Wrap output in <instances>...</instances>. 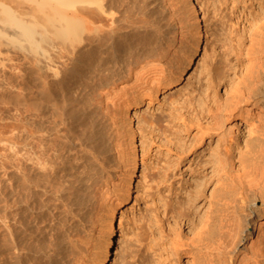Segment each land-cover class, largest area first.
Wrapping results in <instances>:
<instances>
[{
	"label": "bare ground",
	"instance_id": "1",
	"mask_svg": "<svg viewBox=\"0 0 264 264\" xmlns=\"http://www.w3.org/2000/svg\"><path fill=\"white\" fill-rule=\"evenodd\" d=\"M161 1L0 0V52L13 42L15 46L26 44L25 48L32 53L27 77L25 72L18 71L23 74L15 78L16 81L20 79L16 100L18 104L29 106L30 122L26 133L27 124H17V136L14 135L17 185L13 182L12 185L15 184L22 193L26 192L21 199L32 200L33 204L37 203L38 196L53 194L79 206L82 218H88L93 210L96 211V216L92 218L96 237L92 252H89L91 255L86 253L78 264H113L117 232L122 231L130 213L134 215L139 206L145 172L140 171V163L144 167L145 161L141 158L144 155L140 156L139 152L142 143H138L142 140H138V131L131 128L133 117L130 110L136 113L141 105L147 103L149 107L160 99L161 94L185 82H192L202 65L200 53L205 51L209 37L214 34L209 33L210 18L206 17L203 1L182 0L187 5L183 10L191 18L192 29L190 50H184L178 62L179 57L169 54L168 43H163V35L158 32L160 28L156 27L159 22H164V18L158 15L159 10L164 9L160 8ZM255 12L250 18L246 16L251 42L249 53L222 54L219 61L213 59L216 54L211 55L205 73L212 89L205 101L208 117L201 118L196 112L198 116L194 119L195 134L191 144L182 150L176 162L162 165L154 179L157 191L174 189L184 180L183 163L190 162L197 147L212 139L225 143L220 149L216 146L218 149L215 148L213 155L217 164L216 184H221L222 189L224 181L230 178L232 185L226 186L232 187L231 194L226 197V189L223 192L225 197L219 200L215 209L216 213L211 203L209 206L212 208H208L203 219H198L199 222H195L192 216V203L198 199L197 194L190 192L185 201L179 198L174 201L170 215L174 220L173 238L169 239L170 264H181L182 258L188 260L186 264H264V243H260V239L264 240V7L260 5ZM151 17H157L154 25L150 24ZM146 18H151V22L149 19L147 22ZM53 38L61 40L59 42L63 44L65 54L52 53L50 46V52L43 49V44L50 43ZM40 50L49 54H40ZM25 52L28 53V50ZM231 55L245 57L242 70H239L241 75L231 71ZM25 78L27 87L22 85L26 82ZM221 85L230 88V91L227 90L232 95L230 98H218L215 89ZM19 111L20 115L21 109ZM144 121L153 126L154 121L146 118ZM235 122L247 124L249 128L256 127L261 139L249 152L250 159L240 163L241 170H233L232 167L227 173L229 162L232 164L235 142L230 136L231 124ZM235 126L238 127V123ZM114 171H117L118 177H115L118 178L120 192L104 204L106 192L98 197L95 195L98 191L92 192V189L102 183L104 188L105 184H111L115 180ZM37 188L42 190L41 195ZM7 193L5 190L4 198L9 197ZM28 208L31 210L30 206ZM101 212L104 215L99 218ZM66 221L60 219L56 223L51 239L44 236L37 251L30 249L25 254L13 252L11 260L6 257L12 250L6 239L1 245L2 264H64L69 253L75 256L81 248L74 237L78 225L74 229ZM185 226L192 230V237L188 231L185 233ZM252 227L254 232L249 231ZM15 230H11L14 236L20 237V232ZM9 238L11 240L12 237ZM15 238L12 239L15 241ZM10 243L13 244V241Z\"/></svg>",
	"mask_w": 264,
	"mask_h": 264
},
{
	"label": "rangeland",
	"instance_id": "2",
	"mask_svg": "<svg viewBox=\"0 0 264 264\" xmlns=\"http://www.w3.org/2000/svg\"><path fill=\"white\" fill-rule=\"evenodd\" d=\"M202 1L204 4L203 7H205L204 11L205 13H207L206 17L208 19L210 18L208 22L209 33L210 34L214 33V34L213 37L211 36L209 37L207 43L208 46L206 47L205 51L203 50L200 53L199 59L202 65L200 66V70L198 72L197 77H195V79H193V81L190 83L186 84L185 82L179 87L165 94H161L160 99L149 107L147 106L146 103L141 105L137 109L136 113L132 109L130 110L131 112L130 115L133 117L131 128L138 131L137 132V134H139L138 140L140 138L142 140V142L139 141L138 145L142 143V145L139 148V152H140V156L144 155L141 158L145 161L144 167L141 166L140 163V171H145L143 172L144 179L142 181L144 188L141 194L139 195L138 198L139 206L135 209L134 215L130 213L128 220L124 222L122 231L117 232V236L115 240V248L112 254L113 264L114 263L115 264H145V263L170 264L172 258L169 255V239L171 240L173 238L171 237V235L173 232V225H174V220L170 218V215H171V210L173 209V205L175 204L174 201L177 198L184 200L186 197H188L190 192L193 195L197 194L198 199L195 200V203L194 202L192 203V205H194L192 216L194 217L195 222H199L198 219L200 218L203 219L202 217L206 215V213L208 212L207 211L208 208L213 206L214 210L213 209L212 210L216 213L215 209H217L218 207L217 205L219 204V200L225 197V195H227L226 197H229L231 194L229 192L232 187L226 186V184L228 186L232 185V183H230L232 181L230 178H228L229 181L225 180L223 183L224 184L223 186L227 187L225 188V190L224 187H222L221 189L220 186L221 184H219L218 186L216 184L217 169H215L216 168L215 165L217 164H215L216 162L214 161L213 155H215L216 152L215 148L218 147L220 149L224 146L223 144L225 143L221 141L219 142L214 139L206 140V142H204L205 144H202V146L197 147L196 149L197 155L195 153L193 156L190 157L189 159L190 162L183 163L185 164V166L183 167V169L185 170L183 175L184 180H182L179 183V185L174 187V189L165 192L157 191V187L155 188V182H154V179L159 173L162 165L166 163H172V162L174 163V161L176 162L182 150H184L186 147H188L191 144L192 141L191 138L195 134L194 119L195 116H198L197 115L198 113L196 112H199V116H201V118H203V116L208 117L205 109V101H206V95L210 94L212 89L209 88L210 83L205 78V73L207 71V66L209 62L211 61L210 60L211 55L216 54L215 58L213 59L219 61L221 60L220 55L222 56V54H239V55L248 54L249 52L247 51L250 50L251 42L249 39L250 32H248L249 26L248 23L246 22V16H249L250 18L252 14L254 15L256 13L255 11H258V9L260 8V5L264 7V0H202ZM161 2H162L161 4L164 5L163 6L160 5V8L161 9L164 8L162 9L164 12H162V10H159V12L161 11L162 13L160 12V14L158 15L162 16L165 20L163 19L164 22L158 23L159 27L156 24V27L160 28L158 29V32L160 31V34L163 35L162 36V38L164 39L163 43L164 42L168 43L167 45L165 43L164 44L168 46L169 54H177V57H179L178 62H180L184 52L190 50L189 39L192 29L191 28L192 21L189 15L186 14V10L185 11L183 10V8H186L187 5L183 3L182 0H163ZM151 18H152V22H151ZM151 18H146L147 22L149 19V23L151 22L150 24L154 25L153 22H155L156 18L153 17ZM163 29L165 31H162ZM217 31L219 32L218 34L216 33ZM219 34L220 35L222 34V36H220ZM59 41L61 40L53 38L51 39L50 43H45L43 44L44 46L42 45L43 49L48 51V47L50 46L51 48L49 50H51L52 53L65 54V52H63L65 51L63 50L64 48L62 49L63 44L61 45V42ZM213 43H215L216 45ZM13 44L14 43L12 42V45L11 44L10 45L14 47L15 45ZM226 44H231V45H226ZM10 45L9 48L2 46L7 49L6 50L5 48L4 49L2 48L3 52L1 49L2 53L4 52L6 53L3 54L4 56L0 52L1 53L0 60L2 59V61H0L1 63L0 66H2L0 67V236H1L0 255L3 257L2 254L3 247L1 245H3L6 239H7L6 240L7 244L10 247H12V250H10L7 253L8 255L6 254V257L7 256L10 257L8 260H11L12 254L14 253L19 254L22 252L21 254H25L30 249L37 251L38 248L41 247L40 242L43 240L42 238H44V236L47 237L48 239L52 237L54 234L53 231L55 230L54 228L56 223L60 219H63V220H67L66 222H69L67 224H69L71 228L74 226L75 229V226L78 225L76 227L77 230L76 229L74 230L75 233L74 237H76L75 240L78 241V245L81 246V248L77 250L78 253H76L75 255L76 257L73 255L70 256L69 253L66 259L67 262L65 261L64 264H78V261H80L83 256L87 254L91 255V253L89 252H92V246L94 245L95 242L94 240L96 237L95 235L96 231L93 229L94 220L92 218L93 216H96V211L94 212L93 210L92 214H90L91 215L90 217L88 216V218L87 217L82 218L79 215V211H78L79 206L77 207L74 206V203L69 202L67 198L65 200L63 197L58 195L48 194L49 196L48 195L43 196L41 195L42 190L38 188L36 190L39 191L40 193L39 195L41 196H38L36 200L37 203L33 204V202H31L32 200L27 201L26 199H21L22 196L23 197L26 196V192L24 193L23 191L22 193L21 191H18L19 189L16 187L17 185L16 169H18V167L16 168V165L18 163H16L17 161H15L16 153L14 151L15 150L14 141L16 138L14 135L17 136L18 125H20L21 123L24 126L27 124L26 125L27 127L25 126V129L27 128V130H24V132L25 133L28 132V126L30 122L29 120L30 110L27 104L25 105L18 104L16 100L17 92L19 91L18 87L20 85L18 82L20 79L17 78V80L18 79L19 80L16 81L15 78L18 77L19 75L21 76L23 72L26 73V77H27L26 71L30 67L31 60L29 58H30V54L32 53L30 52L29 48L27 47L25 48L26 44L22 45L24 46L23 48H21L23 51L19 48L22 47L20 44H18L19 46L17 45L18 48H15L17 46L12 48ZM57 45H60V47ZM227 46L229 47L232 46V47L230 49L229 47L226 48ZM57 47L58 49L56 50ZM24 49L25 51L28 50V53L25 52ZM59 49L62 50L60 51ZM227 49L228 50L230 49L231 51L229 50L230 51L229 52ZM47 51L40 50L39 52H41L40 54H49L48 52L50 51L48 52ZM33 53L35 54V52ZM165 54L168 53L165 52ZM27 55H29V57ZM229 60L232 67L231 71L240 74L241 73L240 71L242 70V63L245 60V57L243 56L236 57L235 55H231L229 56ZM26 63L29 65L27 66L23 65ZM4 64L6 65L4 66ZM21 64L24 67L20 66ZM233 68L235 69V71ZM18 71L19 72L23 71V72L19 73ZM25 79L26 82L22 85L28 86L27 78ZM228 89L230 91V88L223 87L222 85L216 88L215 91L217 90L216 93L218 95V98L224 100L226 98H230L232 95H230L231 93L227 92ZM20 109L22 113L19 115ZM23 109H25L26 111ZM16 110L18 111V113ZM21 117L23 119H21ZM145 118L151 122L154 121L153 126H151L149 123L147 124L144 121ZM22 120H24L25 123ZM237 123L239 125L238 127L235 126V124L237 125ZM235 124L233 123L231 124L233 128H232V132L230 133L231 140L235 141L233 142L232 157H231L233 166H231L232 164L231 162H229L230 167H228V165L226 166V168L228 167L227 169H229L228 171L226 170L227 173L231 172L230 168L232 167L233 170L234 169L241 170V164L245 163L244 161L245 159L246 160L250 159L249 157L251 154L249 155V152L255 149L256 142L258 143L261 139V133L256 127L253 126L249 128L247 124H243L242 122H235ZM249 131L252 132V135L250 134ZM210 155H212V157ZM114 173L115 174L113 176L118 177L117 171H114ZM13 174H15L16 176ZM116 177L115 180L111 182V184L108 185L105 184V188L102 183L99 184L98 187L92 189V192L93 190L94 192H96L95 190L98 191V193L97 192L95 193V195H97L98 197H100L104 192H106L105 197L103 198L105 202V203L103 202L104 204L108 203L110 199L113 200L115 195H119L120 189L117 187L118 178ZM12 182L15 183L16 185L15 184L12 185L13 184ZM114 182L117 184H114ZM8 184H9V188H8ZM112 184L114 185V188L116 185V189L112 187ZM135 186L136 184L134 185V187ZM2 188H4V190H2ZM226 189H228L227 191L229 195L226 194L227 192ZM5 190L9 193V194L7 193L8 194L7 197L9 196L8 198H4ZM15 190H17L18 192ZM223 192H225L224 193L225 195L223 194ZM23 200H25V202ZM13 203H14V207H13ZM41 203L43 204V206ZM211 203L213 205L209 206ZM29 206L32 211L28 208ZM18 207H21L20 211L18 210ZM91 209L92 207L90 206V211ZM93 213L95 215H93ZM196 213L199 216H197ZM100 215L103 216L104 212H101L99 214V218ZM24 223L27 224V226ZM7 225L9 228L6 227ZM13 229H17L22 235L19 234L18 236L20 237L14 236V234L11 231ZM6 231L8 234L4 233ZM184 231L185 233L188 231L187 232L188 235L192 237L193 233H191L192 230H190V228L185 226ZM249 231L254 232V227L250 228ZM30 232H32L33 235ZM9 235L12 238L16 237L15 241L11 238L13 244L10 243L11 240L9 238L10 237ZM129 236H131V240L129 239L130 238ZM255 238H256V234L254 235L253 239L255 240ZM18 241L20 242L19 244H17ZM262 241L264 243V240L260 239V243ZM1 260L2 259H0L1 262L0 264H2ZM187 261L188 260L186 258H182L181 264H186Z\"/></svg>",
	"mask_w": 264,
	"mask_h": 264
}]
</instances>
